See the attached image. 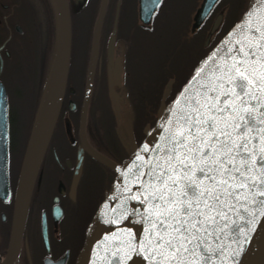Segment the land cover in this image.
I'll return each mask as SVG.
<instances>
[{"label":"flooded vegetation","instance_id":"af4514ba","mask_svg":"<svg viewBox=\"0 0 264 264\" xmlns=\"http://www.w3.org/2000/svg\"><path fill=\"white\" fill-rule=\"evenodd\" d=\"M140 1L65 0L71 24L66 84L42 160L36 168L35 158L25 177L38 133L39 105L51 84L49 73L51 80L53 72L60 69L61 4L60 0H0V83L7 100L6 144L0 130V264H75L87 225L115 176L114 170L94 155L114 163L126 158L197 62L238 21L249 2L218 0L196 25L203 0H190L187 14L174 19L175 26L168 32L174 40L166 49L164 25L175 7L171 0H162L145 21ZM218 16V28L211 32ZM199 33L198 48L194 41ZM183 47H191V55H186L177 71L170 72L171 62ZM49 49L50 65H45ZM143 58L158 70L156 78L143 81L146 87L143 82L128 84L131 63ZM92 65L93 79L88 88ZM109 65L117 79L112 92ZM14 76L21 77L20 86L9 88L7 80ZM13 96H23L29 105L23 116H14ZM24 190L26 207L21 214ZM258 264H264V253Z\"/></svg>","mask_w":264,"mask_h":264},{"label":"snow or ice","instance_id":"6c2138e0","mask_svg":"<svg viewBox=\"0 0 264 264\" xmlns=\"http://www.w3.org/2000/svg\"><path fill=\"white\" fill-rule=\"evenodd\" d=\"M253 17L250 10L237 25L251 38L218 50L220 60L213 52L192 77L197 91H182L160 125L168 135L155 145L165 158L149 171L154 203L144 219L151 238L130 247L125 258L133 264H213L224 255L222 233L247 244L264 217V23ZM245 250H233V264Z\"/></svg>","mask_w":264,"mask_h":264},{"label":"water","instance_id":"95a60500","mask_svg":"<svg viewBox=\"0 0 264 264\" xmlns=\"http://www.w3.org/2000/svg\"><path fill=\"white\" fill-rule=\"evenodd\" d=\"M218 0H203L195 17L196 25H199L209 14L212 7ZM160 0L157 3H153L152 0H141V18L145 21L151 17L152 13L157 9ZM61 4V40L59 42V54L57 56V63L60 67L59 77L57 81L56 92L51 96L50 105H48L45 116H47L45 125L42 128L41 139L38 143V149L36 152V168L39 166L46 146L48 144L50 135L52 133L58 110L61 103L63 90L66 84L68 75V65L70 59V45H71V24L70 16L67 10V4L65 0H60ZM250 10H254L253 19L264 23V4L260 0H249L245 11L241 17L234 23V25L216 42V44L203 56L197 64L194 66L187 80L182 84L180 89L176 92L175 96L164 106L161 114L156 118L154 124L146 131L143 139L139 145L130 152V154L124 158L120 163L111 162L100 155H94L103 163L109 165L115 172V176L106 192L105 197L99 204L95 214L89 221L86 231L83 245L79 251L75 264H133L132 260H126V254L130 251V247H139V245L146 243L151 237L149 235V225L145 222V215L152 208L154 202L151 201L150 191L153 185V180L149 176L150 168L153 164L157 163L158 156L161 160L165 158V152L159 151L155 148L157 144H164V138L168 135L167 125L162 128L160 125L164 124L166 119L172 117L168 113V109L173 105V102L177 100L180 93L186 88L190 91L187 95H191L197 91V82L192 80V77L196 75L197 69L201 68L204 61L213 53L217 52L216 59L220 60V49L226 47H239L236 45V41H243L245 35L251 38V33H242L241 29L237 28V25L242 24L245 14ZM101 14L99 15L95 32V49H97V36H98V23L100 21ZM218 16L212 25L211 32L218 28L219 19ZM264 31V27L261 29ZM232 33V36H229ZM227 44L225 45V42ZM96 53V50H95ZM228 57L224 56L221 64ZM95 56L93 60V65ZM93 65L88 77V88L93 79ZM212 62L206 66L210 68ZM55 72H58L55 71ZM116 75V74H115ZM114 73L111 72L109 65L108 69V81L110 92L113 91V85L117 79H115ZM200 83H206L201 80ZM203 91V89H199ZM88 95V91H87ZM183 97H180L181 105H183ZM50 106V107H49ZM50 108V109H49ZM85 108V107H84ZM84 116V109H83ZM174 115V113H173ZM0 130L3 143L7 141V100L4 86L0 83ZM147 145L148 151H142V148ZM135 160V163L132 161ZM137 165L140 166L139 170ZM158 171V170H157ZM155 175V173H153ZM30 184L28 194L26 197V204L29 199V193L31 191ZM133 196L140 199H132ZM148 199H145V198ZM25 205V204H24ZM26 207V206H25ZM136 213L133 215V213ZM233 219H236L233 216ZM241 225L244 221H240ZM245 230V229H244ZM229 231L227 237L221 234V243L224 245L222 252L224 255L220 257H214L213 264H233L232 253L233 250L239 249L243 246L246 250L240 253L239 264H258L264 253V219L259 223L257 231L252 233L251 239L247 244L243 243L244 238L239 235H235ZM246 231V230H245ZM239 241V243H237ZM213 246H215V238L211 240ZM134 255V254H133ZM137 264H140L138 261Z\"/></svg>","mask_w":264,"mask_h":264},{"label":"rangeland","instance_id":"374dc122","mask_svg":"<svg viewBox=\"0 0 264 264\" xmlns=\"http://www.w3.org/2000/svg\"><path fill=\"white\" fill-rule=\"evenodd\" d=\"M189 1L190 0H171L170 5L173 6V8L175 7V10L173 11V14L171 13V15L169 16L170 20H167V23L164 25V30L167 31L166 49L169 48L170 43L173 42V40H174V37L172 35H169V33H168L169 31L172 32V29L175 26V24H173L174 19L179 18V17L183 16L184 14H187L188 9L190 8V7H188L190 4H187V2H189ZM197 1H199V0H197ZM225 1L232 2L230 0H225ZM233 3H234V1H233ZM201 37H202V34L199 33L197 35L195 41H194V43H196V47H198V48H199L198 44L201 41ZM157 43H158V41L156 42V44ZM149 45L153 46L154 42L150 41ZM182 49L183 50H182L181 54L179 56H177L175 59H173V61L171 62L170 66L168 68V70L170 72L177 71V69L180 68V65L184 63V61H185L184 58H186V55L188 57L191 55V47L189 49L186 47H183ZM194 49H196V48L194 47ZM135 60H136V57H135ZM133 63H131V65H130V68L128 71L129 75L127 76V79H126L128 84L135 85L138 83H142L143 81L148 82V81L156 78V73L158 74V70L155 67H153V65H151V62L149 60L147 61V59L143 58V60H141L139 62H135L134 65H133ZM140 64H141V69H139ZM143 66H145L146 68H143ZM22 73L24 74L25 71L23 70ZM57 77H58L57 72H53L51 80H50V73H49L48 83H49V81H51L50 82L51 84L49 86L50 87V98H51L52 94H54L56 84H57V80H58ZM20 78L19 77L15 78V76H14L13 80H11V79L7 80L9 88H12L11 86H13L15 88L17 87V85L20 86L19 85ZM13 81L16 82L14 85H13ZM145 82H143V84H144L143 87H146ZM45 85H46V83H45ZM44 86H43V88H44ZM49 87H48V85L46 86L42 104L39 105V109H38L39 113L37 114V116H39L37 132L39 131V129L41 127L42 120L44 118L43 116H45V113H46V110L48 107V89H49ZM11 107H12V111L14 113V116H20V115L23 116V114L27 113L29 110V105H25V99L23 96H21V97L13 96ZM35 133L36 132H34V134Z\"/></svg>","mask_w":264,"mask_h":264},{"label":"bare ground","instance_id":"6f19581e","mask_svg":"<svg viewBox=\"0 0 264 264\" xmlns=\"http://www.w3.org/2000/svg\"><path fill=\"white\" fill-rule=\"evenodd\" d=\"M59 70H58L57 74H59ZM58 77H59V75H58ZM56 89H57V84H56L55 91H56ZM50 100H51V98H50ZM46 117L47 116H44L42 124H41V127H40L38 133L36 134L35 140L33 141L31 152H30V155L28 157L27 165H26V168H25V177L27 176V172L30 171L29 169H31L30 167L32 166V163L34 162V159H35V156H36V152H37V149H38V143H39V141L41 139L42 128H43V126L45 125V122H46V119H45ZM24 194H25V190H24V192L22 194V197H21V200H20V203H19L20 204V211L19 212H21V214L24 212L23 209L25 208V205H24L25 204V201H24V197L25 196H24ZM263 219H264V217H261L260 218V222ZM245 230L247 231L246 227H245ZM251 235H252V233H250V236Z\"/></svg>","mask_w":264,"mask_h":264},{"label":"trees","instance_id":"16d2710c","mask_svg":"<svg viewBox=\"0 0 264 264\" xmlns=\"http://www.w3.org/2000/svg\"><path fill=\"white\" fill-rule=\"evenodd\" d=\"M42 53V51H40V54ZM48 54H47V56H45V62H44V64L46 65V63H48L49 65H50V49H49V51L47 52ZM48 59V60H47ZM41 62H42V54H41V56L39 57V64H41ZM47 74V73H46ZM44 76H45V74H44ZM43 76V77H44ZM43 80V78H42V74L40 73V81H42ZM45 85V81L43 82V86ZM42 86V85H41ZM40 92H42V90H43V87H40Z\"/></svg>","mask_w":264,"mask_h":264}]
</instances>
